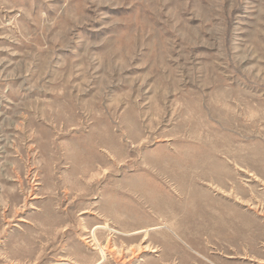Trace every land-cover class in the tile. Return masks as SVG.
<instances>
[{
    "label": "rangeland",
    "instance_id": "rangeland-1",
    "mask_svg": "<svg viewBox=\"0 0 264 264\" xmlns=\"http://www.w3.org/2000/svg\"><path fill=\"white\" fill-rule=\"evenodd\" d=\"M0 264H264V0H0Z\"/></svg>",
    "mask_w": 264,
    "mask_h": 264
}]
</instances>
